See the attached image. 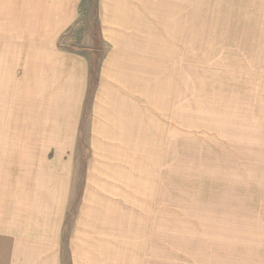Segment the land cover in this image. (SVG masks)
I'll list each match as a JSON object with an SVG mask.
<instances>
[{
  "label": "rangeland",
  "instance_id": "obj_1",
  "mask_svg": "<svg viewBox=\"0 0 264 264\" xmlns=\"http://www.w3.org/2000/svg\"><path fill=\"white\" fill-rule=\"evenodd\" d=\"M98 1L80 0L58 43L86 60L89 90L96 72L74 151L58 162L54 148L32 153L22 136L0 135V264L24 244L39 251L32 264H264V0H132L144 134L117 157L88 133L117 29L108 21L104 37ZM146 5L156 12L148 24ZM22 11L0 0V45L25 42ZM9 100L0 112L14 110L18 133L25 106ZM42 157L54 167L40 168Z\"/></svg>",
  "mask_w": 264,
  "mask_h": 264
},
{
  "label": "crops",
  "instance_id": "obj_2",
  "mask_svg": "<svg viewBox=\"0 0 264 264\" xmlns=\"http://www.w3.org/2000/svg\"><path fill=\"white\" fill-rule=\"evenodd\" d=\"M15 1L23 10L16 18L18 24L15 33L23 36L25 42L21 45L20 42L17 43L14 48L5 40L0 45V94L3 95L0 103L10 105L14 104V101L9 99H16L15 101L21 99L25 107L24 115L20 116L22 123L17 129L18 133H14L16 129L11 128L12 119L8 118H14V110L8 108L0 112V126L3 127V130L0 128V135L22 136L25 143L32 146V153L42 154L54 148V161L59 162L61 154L63 158L64 153L74 151L81 127L84 102L89 92L86 60L60 49L58 44L62 34L75 22L80 0ZM131 2L132 0L98 1L104 37H107L104 29L106 23L109 24L108 21L114 22L117 29L111 39L106 38L109 42L112 40L114 47L101 65L99 77L102 80L99 87L96 84L98 91L95 90L92 98L95 113L93 119H90L88 133L92 148L99 153L104 148H112L116 157L120 149L123 150L122 147L126 146L130 136L144 134V106L134 97L136 89L140 87L143 89V81L138 75L139 67L138 64L136 66L131 54L132 48L129 49L130 43L135 47L131 41L136 38L139 27L137 6H131ZM129 28L134 30L132 36ZM17 67L22 71L19 79L14 76ZM134 72L137 75H134ZM12 86L21 87L24 96L18 99L14 98V91L4 92L3 89ZM46 147L48 148L45 149ZM38 161L42 169L54 167L44 161V157ZM43 175L46 176L45 179L50 176L49 173ZM16 193L18 192L12 189L11 198H16ZM2 248L0 246V256ZM38 254L39 251L35 252L34 246L24 244L12 249L8 261L10 264H32L39 261V258H36Z\"/></svg>",
  "mask_w": 264,
  "mask_h": 264
},
{
  "label": "bare ground",
  "instance_id": "obj_3",
  "mask_svg": "<svg viewBox=\"0 0 264 264\" xmlns=\"http://www.w3.org/2000/svg\"><path fill=\"white\" fill-rule=\"evenodd\" d=\"M146 1V0H145ZM143 2V1H142ZM134 3V2H133ZM132 3V4H133ZM183 3V2H182ZM144 5H145V3H144ZM135 6V5H134ZM146 8H150V10H146ZM134 9V8H133ZM126 10V9H125ZM132 10V9H131ZM145 10H146V12H145V14H144V16H145V21H146V23L148 24L149 22L148 21H151L152 20V18L154 17V15H155V11L153 10V8L152 7H150V6H147L146 5V7H145ZM161 11H162V9H160ZM124 11V10H123ZM133 11V10H132ZM167 11V21L166 22H168V26H171V19H172V17H174L175 18V22L177 23L178 22V19L176 18V15H175V13L173 14L172 12H170V9H168V10H166ZM166 11H162V14H163V16H164V12H166ZM181 11V10H180ZM146 13H148V14H150L148 17H146ZM143 15V14H142ZM133 16V15H132ZM129 17H130V15H129ZM129 17H128V20H129ZM134 17V16H133ZM164 17H166V16H164ZM127 18V17H126ZM132 18V17H131ZM124 20V19H123ZM174 20V19H173ZM131 21V20H130ZM135 21V20H134ZM128 22V21H127ZM129 23V22H128ZM127 23V24H128ZM134 23V22H133ZM146 23H144V25L146 24ZM131 24V23H130ZM175 24V23H174ZM174 24H172V25H174ZM164 30H165V27H164ZM164 30H163V28H161L160 29V32H164ZM134 31V30H133ZM170 31V30H169ZM158 37H159V35H158ZM140 50H141V48H140ZM145 53H146V49H145ZM121 60V59H120ZM121 62H122V60H121ZM109 63V62H108ZM114 63V62H113ZM117 63V62H116ZM115 64V63H114ZM113 65V64H112ZM116 65H118V64H116ZM120 66V65H119ZM122 67V66H121ZM121 69V68H120ZM125 70V69H124ZM115 71V70H114ZM119 71V70H118ZM123 71V70H122ZM124 72V71H123ZM135 73V72H134ZM121 74V73H120ZM123 74V73H122ZM134 75H137L136 73L134 74ZM114 78V77H113ZM131 78H132V76H131ZM136 78H138V76L136 77Z\"/></svg>",
  "mask_w": 264,
  "mask_h": 264
},
{
  "label": "trees",
  "instance_id": "obj_4",
  "mask_svg": "<svg viewBox=\"0 0 264 264\" xmlns=\"http://www.w3.org/2000/svg\"><path fill=\"white\" fill-rule=\"evenodd\" d=\"M95 73H96V72H93V71L90 72V82H91V83H90V90H89V91L92 90V87H91V86H92V79L94 78Z\"/></svg>",
  "mask_w": 264,
  "mask_h": 264
}]
</instances>
